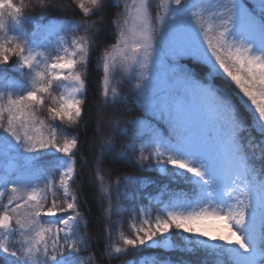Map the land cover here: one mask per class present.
Instances as JSON below:
<instances>
[{
    "label": "snow or ice",
    "instance_id": "obj_1",
    "mask_svg": "<svg viewBox=\"0 0 264 264\" xmlns=\"http://www.w3.org/2000/svg\"><path fill=\"white\" fill-rule=\"evenodd\" d=\"M110 2L36 0L41 9L74 6L82 14L40 25L46 36L36 43L23 31H6L8 19L20 28L32 5L0 0V79L13 58L12 69L26 77L8 79L9 90L0 91V158L23 162L0 170V260L85 264L80 253L92 234L81 231L88 219L82 193L73 189L83 179L81 141L69 130L90 111L89 63L107 32L114 43H104L96 60L98 137L91 159L82 160L91 165L108 240L100 256L170 249L177 232L187 234L188 251L209 250L220 258L216 264H264V0H114L119 11L105 20ZM125 82L130 94L123 100L132 107L122 104ZM135 108L152 119L128 117ZM108 157L154 169L188 190L155 200L153 218L143 203L153 198L139 192L143 183L127 172L112 179ZM125 213L131 235L117 230L113 241V224Z\"/></svg>",
    "mask_w": 264,
    "mask_h": 264
},
{
    "label": "trees",
    "instance_id": "obj_2",
    "mask_svg": "<svg viewBox=\"0 0 264 264\" xmlns=\"http://www.w3.org/2000/svg\"><path fill=\"white\" fill-rule=\"evenodd\" d=\"M15 3L19 4L21 0H14ZM25 4H30L32 6L28 7L23 15L29 17V19L23 20L21 27L17 28L10 19L6 21V31L8 35H16L18 32L23 31L26 33L27 38L32 40L35 37V34L32 33L34 29L40 23H43L47 20L53 19L57 20V18L64 17H73L75 19H81L82 14H80L78 9H75L74 6L71 7H49L46 9H41L39 6H36V0H23ZM51 4L54 5H70V0H50ZM114 1L111 0L109 5L105 9V20H108L113 13L117 12L118 9L113 6ZM99 18V14L97 16L87 18L89 21L97 20ZM3 32H0V35H3ZM79 34H83V30H80ZM103 39L100 46L97 48L95 52H93L90 63H89V88L87 93V105L90 111L87 113L84 122H82L79 129L72 130L70 129V133L78 134L81 145L80 151L78 153L77 158V167L81 170L83 179L79 181L77 184L73 185V189L82 193V206L81 211L85 212L86 218L88 219V227L86 229H81V231L90 232L92 234V242L90 246L80 253V258L85 259V264H122L123 261L132 259L134 264H137V258L142 254L146 253H155L157 256L165 255L166 253H170L169 251H162L160 248L153 247H140L136 250L129 252L127 255L122 256L118 259H112L109 261L107 257H101L100 253L104 248V245L108 243L104 235V221L100 215V206L96 199L95 186L88 179V170L91 167L90 164H83V159L90 160L93 155V145L97 142L98 134L96 133V107L99 104L98 93L100 91V82L99 78L102 73L96 70V60L97 55L99 54L100 49L103 47L104 43H113L114 38L111 37L107 32L101 34ZM15 58L10 62L7 72L8 76H11L12 79L20 80L21 82H26V77H22L19 72L12 69V64H14ZM193 66V65H190ZM195 70L199 72L201 75L203 74L200 66H196ZM124 87V92L122 93V104L123 107H132V103L130 101H124L123 97L129 95L128 85L124 83L121 85ZM9 88H4V91H8ZM123 110V108L121 109ZM126 115L128 117L132 116H141L143 112L139 108H135V110L131 112H127ZM120 141L117 142V147H119ZM111 157L105 159L104 167L105 169L113 168L115 171L112 173V179H114L117 175L127 172L133 174L143 183V187L139 188V192L143 193L145 197H152L153 203L148 204L147 199L143 201L147 208H151L152 217L155 218V214H159L160 205L155 203V200H167L169 198V194L171 192H180L179 188L176 187V184L168 179L166 176L160 175L156 170L149 169L147 167L144 168H136L130 166L123 165H115L111 162ZM22 161H16V164H22ZM166 184V185H165ZM184 188V187H181ZM159 198V199H158ZM122 224H113V241H118V237H116L115 232L117 230H122L127 235H131L128 230V219L129 214L125 213L123 216ZM115 220V217H113ZM139 223V220H137ZM174 238L178 239L175 233L172 234ZM179 242H181L178 239ZM91 256V261L87 260V258ZM0 264H4L2 260H0Z\"/></svg>",
    "mask_w": 264,
    "mask_h": 264
},
{
    "label": "rangeland",
    "instance_id": "obj_3",
    "mask_svg": "<svg viewBox=\"0 0 264 264\" xmlns=\"http://www.w3.org/2000/svg\"><path fill=\"white\" fill-rule=\"evenodd\" d=\"M153 3H157V0H153ZM49 23H56L55 21H50V22H47V23H44V24H49ZM43 24V25H44ZM38 38H36V40L34 42L36 43H40L42 42L44 39H45V36H46V32L45 30L40 27L39 30H38ZM73 35V33H68V36L69 38H71V36ZM52 40L55 39V37H52L51 38ZM52 54H55L54 52ZM121 79V76L119 73H117L114 77H113V84L116 85V82L119 81ZM1 80L0 79V88H1ZM121 86V85H120ZM96 110H97V107H96ZM142 119H145V120H151L152 118L150 116L147 115V117H141ZM247 136V134H245ZM254 136H256V139L259 140L260 137L257 133H253ZM138 143V142H137ZM10 163H13L11 162L8 158H0V169L3 170L5 167H7ZM173 233H176V236H180L181 239L183 240L182 242H179L177 238H174L172 235L170 237V240L172 242V244L174 245L173 248H170V250H179L181 248H184L185 250H187V247H186V242L184 240V236H186L187 234L186 233H177V232H173ZM163 248V247H161ZM166 249V248H164ZM198 251H201V252H206L208 250L206 249H203V248H200V247H197ZM169 250V249H168ZM188 251V250H187ZM216 260H214L213 262H211L210 264H216ZM145 262H147L146 264H186V263H178V262H170V261H167V260H158V259H153L152 256H149V257H145V258H142L140 259V264H144Z\"/></svg>",
    "mask_w": 264,
    "mask_h": 264
}]
</instances>
